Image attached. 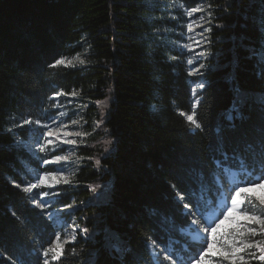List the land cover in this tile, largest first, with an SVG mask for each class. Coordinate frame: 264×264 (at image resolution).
<instances>
[{
	"label": "trees",
	"instance_id": "trees-1",
	"mask_svg": "<svg viewBox=\"0 0 264 264\" xmlns=\"http://www.w3.org/2000/svg\"><path fill=\"white\" fill-rule=\"evenodd\" d=\"M208 1L210 54L202 75L190 76L180 50L170 52L152 31L168 23L158 16L166 11L161 0H0V264L9 256L42 264L40 250L55 237L52 221L22 191L25 164H39L22 143L30 125H19L53 115L56 92H77L88 125L101 123L84 146L92 159L78 171L77 189L62 186L58 205L88 203L78 207L80 233L54 264H155L149 237L188 259L201 244L183 232L191 224L183 203L215 202L211 213L233 190L226 187L233 168L261 174L264 0ZM84 42L86 65L49 67ZM198 83L205 87L194 95ZM193 110L200 129L186 120Z\"/></svg>",
	"mask_w": 264,
	"mask_h": 264
},
{
	"label": "snow or ice",
	"instance_id": "snow-or-ice-1",
	"mask_svg": "<svg viewBox=\"0 0 264 264\" xmlns=\"http://www.w3.org/2000/svg\"><path fill=\"white\" fill-rule=\"evenodd\" d=\"M183 7V5H180ZM212 4L208 3L206 8L202 6H197L192 9H186L185 15L189 18L193 17L194 13L200 12L205 15H200L199 20L201 24H196V27L203 28L204 24H210L213 12ZM218 7V6H217ZM175 19V17H173ZM194 20L186 25L187 31L192 33L194 31L193 25ZM203 32H211V27L203 28ZM203 32H201V38L203 37ZM192 39V43L185 44L183 47L191 51L193 46H200V41ZM205 43L208 41L205 39ZM200 56H206L207 51L199 54ZM255 57L256 53H252ZM260 60L264 63V50L259 53ZM81 63L84 61L81 60ZM71 60H67L65 57H60L55 59L54 62L49 65V67L55 68L61 65H70ZM187 63L193 65V60L188 59ZM205 67L204 64H199V67H191L189 70V75H202L201 69ZM264 71V70H262ZM205 85L199 83L197 88L203 89ZM197 88H193V93H196ZM69 95L68 93L56 92L53 94L54 97H59L60 95ZM77 93L72 92L70 95L75 96ZM51 99V98H50ZM264 102V101H262ZM98 104L104 103L103 101H97ZM198 103V102H197ZM243 103L242 98H238L236 101V106L234 111H239V105ZM55 107L56 105H51ZM196 105H193L195 109ZM63 115V113H61ZM188 124L194 129H200L202 124L197 119V114L195 110L191 114H185ZM232 117L230 116L229 119ZM79 121H72V124H78ZM101 122L97 121V126ZM36 124L41 126L43 129H47L42 133L41 142L37 143L36 147L40 152L47 153L51 150L59 148L60 143H71L76 144L77 141L64 139L72 133L67 131H62L67 128V125H60L59 128H53L48 123H43L37 119L32 120L31 118L24 119L21 122L20 127L23 125ZM52 125L55 121L51 122ZM75 135H81L76 133ZM84 135H87L86 133ZM250 149L251 145L248 146ZM259 155L261 157V174L253 178V173L246 171V176L248 179L239 181L240 185L236 186L234 192H230L229 196H225V203L220 208V212L215 216H209L208 213L216 207L215 202L211 204H205L201 206L196 205L195 209L189 203H183L186 199L185 194L178 193V199L183 203V208L185 210V215L191 218L192 227V239L193 241L204 245L202 251H199L196 256L189 257L185 260L183 257L176 256L175 252L170 251L167 246L161 248L157 244L156 240L149 237V247L153 253L155 264H251V261H259L264 264V239H257L259 236H264V139L261 140L259 146ZM71 157L69 155H54L51 159H42L44 165L60 163L62 161H68ZM97 166L101 165V161L97 159L95 161ZM61 182L67 184L70 182V177L65 176L64 172L56 171H43L36 177V182H29L22 187V191L26 194H32L34 189H41L45 187H52L58 185ZM21 187L20 185H16ZM95 189L93 188V191ZM36 196H48V192H37ZM230 198V206L228 200ZM42 211L48 208L47 201L37 200L34 197L31 201ZM65 207H71V205H66ZM224 208L227 210L224 211ZM49 218H52V213L45 212ZM199 214V215H198ZM15 216V213H13ZM222 216V218H221ZM19 219V217H17ZM228 222L227 224L225 222ZM73 230L77 227L76 225H71ZM83 232L87 233V229H82ZM74 235H66L65 238L61 239V234L57 232L55 234V239L47 246L40 250V258L42 264H54V262L60 261L65 255V245L75 240ZM6 255V253H0V256ZM247 256V259H246ZM216 258V259H214ZM10 264H16V260L12 257H7Z\"/></svg>",
	"mask_w": 264,
	"mask_h": 264
},
{
	"label": "rangeland",
	"instance_id": "rangeland-1",
	"mask_svg": "<svg viewBox=\"0 0 264 264\" xmlns=\"http://www.w3.org/2000/svg\"><path fill=\"white\" fill-rule=\"evenodd\" d=\"M208 3H211V2L208 0H200V3L197 6H202L206 8ZM160 4L161 6H159V8L160 9L163 8L166 11L161 12L158 16L159 18L163 19V15H165L168 23L159 22L157 25L154 26L152 31L157 36H160L161 42L170 48V52H172L173 50H180L182 54V58L186 62L189 70L193 66L199 67V64L201 63L206 65L207 58L209 57V54H210V39H211L214 15L212 17L210 24L203 25V28L211 27V32H203V28L196 27V24L202 23L199 20V17L200 15L206 16V12L194 13L193 17L189 18L184 13L186 9H192V8H189L182 3L176 2L175 0L173 1L172 0H161ZM180 5H183V7H180ZM173 17H175V19H173ZM190 20L195 21V24L193 25L194 31L192 33H189L186 28V25L190 22ZM201 32H203L204 38H201V35H200ZM190 37L194 38L195 40L200 41V46L196 47L194 45L191 51L183 47L185 44L192 43V39H190ZM205 39L208 41V43H205ZM204 51H207V55L200 56L199 54ZM88 54H89V46L84 42L83 48L80 50V52H78L74 56L65 57L67 60L72 61V63L67 66L86 65L88 62L87 61ZM188 59L193 60L194 62L193 65H189L187 63ZM81 60H83L84 62L81 63L80 62ZM203 69H201V73L203 72ZM198 84L194 85V88H197ZM198 90L199 88H197L196 92ZM71 93H68L69 95L62 94L59 97L53 96L51 105H56V106L55 107L51 106V108L54 109L55 112L51 116H48V117L46 116L44 121H41V122L42 124L48 123L53 128H59L60 125H67V128L63 129L62 131H67L69 133H72L73 135L65 137L64 139H67V140L75 139L77 141L76 144L60 143L58 149L51 150L47 153L40 152L39 149L36 147V145L37 143L41 142L42 133L46 131L47 129H43L41 126L36 125V124L30 125L31 133L29 135V138L27 140L22 141L24 146L31 152L34 159L38 161V164H39V166H30L27 163L25 164V167L29 172V176L26 180V184L29 182L35 183L36 177L38 176V174H41L43 171L56 172V171L62 170L65 176L70 177V182L67 184L61 182L60 184L54 185L50 188L45 187L41 189H34L33 193L29 194L31 201H32V198L34 197L37 200L48 202V205H49L48 208L43 211L41 210V211L43 214L45 212H50L53 214L52 218H49L48 215H45V214L44 215L50 221H52L53 225L55 226L56 232L54 233V235L57 232H59L61 234L62 240L65 238L66 235H74L75 237H77V234L80 233L81 230L78 224V213H77L78 207L81 205H86L88 203V201L85 200L81 203L73 202L69 204L71 205V207H65L66 205H63V206L58 205V200L60 199L59 197L62 195V192L66 190L62 188V186L67 185V186L74 187V189H71V190L77 189L78 181L76 179H77L78 171L81 169L82 165L87 163L86 161L92 159L91 155H88L85 153L84 146L89 141L92 140L91 136L93 135V130L96 127L98 128L96 120L93 123L92 127L88 125V121H87L88 120L87 119L88 104L82 103L80 99V95L77 92L75 96L70 95ZM198 100H199L198 97H196L195 103H197ZM61 113H63V115H61ZM52 121H55L54 125L51 124ZM72 121H79V123L74 125L72 124ZM76 133H80L81 135H75ZM85 133L87 135H84ZM54 155H69L71 158L68 161H62L60 163H53V164H48V165H44L42 163V159H51L52 156ZM94 164L96 165L95 162ZM232 174L239 181L246 180L245 177H242L239 174H236L234 170H232ZM235 185L243 186V185H240L239 183ZM37 192H48L49 195L46 197L36 196L35 193ZM229 206H230V200H229ZM226 210L227 209H225L224 211ZM225 223L227 224L228 222L226 221ZM71 225L77 226L75 230H73ZM186 232L192 238L193 232H192L191 225L186 229ZM257 239H264V236H259L257 237ZM203 247H206V244L202 245L199 248V251H202ZM184 249L187 252V247H184ZM188 254L189 253L187 252V255ZM194 255L195 253H193L191 256H194ZM176 256L181 257L180 253L176 254ZM246 259H247V256H246Z\"/></svg>",
	"mask_w": 264,
	"mask_h": 264
}]
</instances>
